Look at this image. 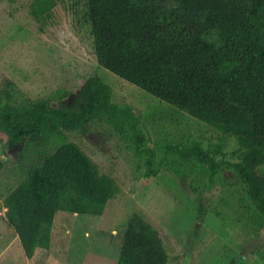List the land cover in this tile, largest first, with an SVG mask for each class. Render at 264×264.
Returning <instances> with one entry per match:
<instances>
[{"label":"trees","instance_id":"16d2710c","mask_svg":"<svg viewBox=\"0 0 264 264\" xmlns=\"http://www.w3.org/2000/svg\"><path fill=\"white\" fill-rule=\"evenodd\" d=\"M98 61L152 95L234 136L243 147L225 161L247 185L264 215V0H88ZM42 19L54 0H32ZM8 81L0 90V137L10 148L52 137L54 145L4 198V220L17 234L27 258L49 248L58 210L99 215L119 189L115 179L66 130L87 120H106L131 133L134 150L155 174L154 152L146 146L141 115L129 103L112 101V87L88 77L70 105L17 100ZM182 157L206 163L212 175L222 162L199 140L176 148ZM158 229L134 213L123 235L117 264H167Z\"/></svg>","mask_w":264,"mask_h":264},{"label":"rangeland","instance_id":"374dc122","mask_svg":"<svg viewBox=\"0 0 264 264\" xmlns=\"http://www.w3.org/2000/svg\"><path fill=\"white\" fill-rule=\"evenodd\" d=\"M32 0H0V90L12 81L17 100L70 105L85 80L99 75L112 87V101L129 103L141 115L146 146L154 152L155 174L134 150L131 133L93 118L66 130L119 186L99 215L58 210L49 248L27 258L4 220V198L52 149V137L10 148L0 137V264H117L123 235L134 213L159 231L167 264H264V215L247 185L225 161L243 147L221 138L212 124L158 98L115 74L97 58L88 0H54L37 19ZM199 140L222 165L212 175L206 163L176 152ZM264 175V164L258 166Z\"/></svg>","mask_w":264,"mask_h":264}]
</instances>
